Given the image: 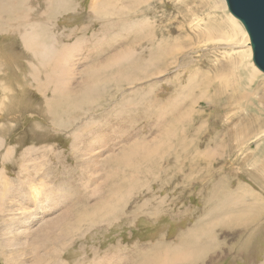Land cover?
I'll list each match as a JSON object with an SVG mask.
<instances>
[{
  "label": "rangeland",
  "instance_id": "374dc122",
  "mask_svg": "<svg viewBox=\"0 0 264 264\" xmlns=\"http://www.w3.org/2000/svg\"><path fill=\"white\" fill-rule=\"evenodd\" d=\"M62 1L19 0L15 12L0 9V264L33 263L36 253L43 255L41 264H264L263 206L251 230L242 224L222 235L215 226L220 178L225 195L244 183L245 201H224L244 215L236 216L241 222L256 207L251 195L264 201V140L243 139L242 147L218 152L232 125L225 120L229 97L220 92L210 103L199 99L217 75L243 89L239 71L231 75L225 66L238 62L222 54L231 45L207 42L208 34L222 39L230 33L225 1ZM31 22L50 37L56 56L70 46L68 90L55 89L61 77L52 78L51 68L23 43ZM259 73L251 92L264 85ZM241 105L259 114L253 104ZM196 134L186 155L176 144ZM33 190L69 197L49 213H36L51 219L71 207L73 230L64 233V223L57 246L21 247L32 237L9 230L26 217L13 206ZM42 204L27 207L35 212ZM7 238L19 242L5 247ZM151 250L158 257L148 263L143 257Z\"/></svg>",
  "mask_w": 264,
  "mask_h": 264
},
{
  "label": "bare ground",
  "instance_id": "6f19581e",
  "mask_svg": "<svg viewBox=\"0 0 264 264\" xmlns=\"http://www.w3.org/2000/svg\"><path fill=\"white\" fill-rule=\"evenodd\" d=\"M12 2V5L11 7H5V4L3 3H10ZM67 2V1H66ZM65 2V4H66ZM223 0H219V3L223 6ZM0 9H1V12H4L6 10V8H11L12 7H17L19 6V0H0ZM61 3H63V1L61 0ZM64 4V3H63ZM8 6V5H7ZM30 8V7H29ZM13 10V9H12ZM11 10V12H12ZM16 9H14L13 11L15 12ZM31 10V8H30ZM8 11V10H7ZM10 12V13H11ZM8 13V12H7ZM230 14V13H229ZM226 13L227 15V18H226V21L228 23L227 27L230 31L229 35L226 37L224 34V38H225V41L222 37V39H218V38H215L213 35H210L208 34L207 35V42L208 43H211L213 45H220V43H223L225 42V45H231V47L227 50H224L223 51V56H227V58L235 55L238 59V62H229V63H226L225 66H230L232 67L233 71L230 73L232 75V73L234 72V70H236L237 72L239 71V76H240V80L243 82V89H241V85H240V89H238V85L239 83L238 82H233L230 81L228 78H223L219 75V77H213V79H210L209 82H207V85L204 87L205 88V91L202 92V94L200 95L199 99H201L202 101H209V103L211 101H214L215 98H219L221 97V94L220 92H223V96H225L224 94H226L229 98H228V101L227 103L225 104V108L229 109L230 111L226 114H225V120L228 123H232V125L230 127H227V131H226V128H224V131H226V133L224 134V138L222 139V142L223 143V140L225 139L226 140V143L225 145L221 144L222 147H220L219 145V148L218 149V152H220V150H226L228 148H235L233 147V145H236L237 148H240L242 147L243 145H245V142L243 141V139H252V142L254 141V143H256L255 141L256 140H261L263 141L264 139V118L262 115L263 114V111L264 110H261L260 107H264V85H259L256 89H254L252 92H251V89H252V84L254 83L255 79L257 77L260 76V71L255 67V65L253 64L252 65V51H251V47H250V42H249V38H248V35L244 29V27L242 26V24L236 19L234 18L231 14L229 15ZM2 15V13H1ZM20 15V14H18ZM3 17V16H2ZM30 17V16H29ZM8 18V17H7ZM196 18V17H195ZM12 20V19H11ZM10 20V22H11ZM29 20V19H28ZM196 20V19H195ZM3 22V20H2ZM195 21H193L194 23ZM191 23V22H190ZM192 23V26L195 25ZM196 25L194 26L195 28L199 26V23L198 22H195ZM201 23V22H200ZM29 24V30L31 31L30 33V36L28 35H24V37L22 38L23 40V43L25 44V46H29V48L32 50L33 54H34V57H39V61L41 63V65L43 66H47L49 68H51V72H50V76L52 78H55L57 77V74L59 76V78L61 77V80L56 78V79H53V80H48L50 81V83L54 82V80H56V86H55V89L57 88L59 90L60 87H63L65 86L66 90H68V87H69V74H71V58H72V53L70 52V46L65 48L63 50V52L60 51V55L59 56H56L54 53H57L59 54L52 46H50V37L49 38H46L45 35H44V32L41 31V32H38L39 29H40V25L39 24H36V22L34 23H27ZM214 25V24H213ZM217 25V24H215ZM11 26V25H10ZM22 27V26H21ZM28 27V26H27ZM17 28V27H16ZM19 28V27H18ZM200 28V27H199ZM213 29V28H212ZM217 29V28H216ZM218 30V29H217ZM221 32V30H220ZM14 34V33H13ZM19 34V33H18ZM220 36V35H219ZM22 37V36H21ZM53 43V42H52ZM73 48V47H72ZM71 48V49H72ZM239 49V50H237ZM58 50V49H57ZM57 57V58H56ZM250 57H251V62H250ZM223 58V57H222ZM226 58V57H224ZM56 59V63L52 62V60H55ZM244 61H246V64L244 63ZM61 65H62V70H61ZM234 65H236V67H234ZM98 67V66H97ZM73 68V67H72ZM103 68V67H102ZM101 68V69H102ZM100 69V68H99ZM95 70V69H94ZM236 73V72H235ZM46 74V73H44ZM94 75V74H93ZM235 76V74H233ZM214 76V75H213ZM229 77V75H228ZM236 77V76H235ZM261 77V76H260ZM51 78V79H52ZM65 78H67V83H64V80ZM237 78V77H236ZM239 78V77H238ZM47 79V78H46ZM264 80V79H263ZM237 81V80H235ZM43 83V82H42ZM48 84V83H47ZM80 85V84H79ZM71 89V88H69ZM244 89H247L246 91ZM245 92H244V91ZM60 91V90H59ZM243 91V93H242ZM222 96V97H223ZM257 97V98H254V97ZM226 97V96H225ZM233 99H236V101L233 102ZM244 101L245 104H253L252 107H254V109L258 112L259 111V114L257 113H245V110L243 107H241V102ZM60 103V102H59ZM199 104L197 101H196V105ZM208 104V103H207ZM194 105V104H193ZM236 108L238 109H241V112L239 113H235V110ZM222 109V108H220ZM231 119L234 121L236 119L235 122H231ZM189 120V119H188ZM185 122V121H184ZM257 130H255V129ZM263 128V130H262ZM243 131V132H242ZM181 134V133H180ZM199 134V133H198ZM198 134H196L194 137H196L195 139L191 140L189 143H186L185 144V135H184V142H183V138H182V135H181V140L180 142H178L176 145L179 144V147L181 149V151L183 153H185L186 155L188 153L191 152V148H192V144H194L193 141H195L197 138H198ZM193 138V137H192ZM191 138V139H192ZM200 139V138H199ZM221 139V138H220ZM241 139V140H240ZM189 141V140H188ZM259 141V142H261ZM102 142V141H101ZM199 142V141H198ZM218 142V141H217ZM258 142V141H257ZM102 144V143H101ZM216 144V143H215ZM263 145V144H262ZM217 147V145H215ZM259 146V145H258ZM199 148V146H197ZM260 147V146H259ZM236 148V149H237ZM196 149V148H195ZM217 150V149H216ZM258 148L255 150L257 151ZM215 151V150H214ZM237 151H240V152H243L244 150L242 149H237ZM224 152V151H223ZM197 153V152H196ZM215 153V152H214ZM181 154V152H180ZM240 154V153H239ZM253 154V153H252ZM224 155V154H223ZM218 156V155H217ZM223 157V156H222ZM243 165V164H242ZM241 165V167H242ZM240 170V169H238ZM192 171V170H191ZM264 172V171H263ZM261 174V173H260ZM44 175V174H43ZM263 175V174H262ZM44 177V176H43ZM250 177V176H249ZM261 177V176H260ZM5 179V178H4ZM254 179L256 180V178L254 177ZM251 180V179H250ZM254 180V182L256 183V181ZM252 181V180H251ZM3 182V181H2ZM253 182V181H252ZM1 184V183H0ZM4 184V183H3ZM231 184V183H229ZM228 184V185H229ZM7 185V184H6ZM250 185V184H249ZM257 185H259L257 183ZM261 187V186H260ZM230 188V186H229ZM228 188V189H229ZM244 188V187H242ZM246 188V187H245ZM217 192L222 196V202H218V206H217V211H216V225L217 226L216 228L218 229L217 231H219L222 235L223 233H225L226 231H232L235 228H238L240 227L242 224H243V227L241 229L245 230L249 228V226L251 225H255L257 220H258V213L260 212H263V208L259 211H257L256 207L255 206H250V214L247 218H245V220L243 222H241V218L240 216L243 215L239 212H237V208L236 210L233 209L232 206H227L226 202H224L225 200L227 201V197L230 196V195H225V183H224V180H223V177L219 179V182L217 184ZM249 189V188H248ZM261 189V188H260ZM134 190V188L132 186H130L129 188H127L125 191L127 193H131L132 191ZM249 191V190H248ZM257 191V190H256ZM56 192V191H55ZM58 192V191H57ZM262 192V191H261ZM66 193V192H65ZM260 193V192H259ZM77 194V193H76ZM251 194V193H250ZM24 195V194H23ZM70 195V194H69ZM74 195V194H73ZM67 197V195H60V196H53V198L50 197V194H42L41 192H36L35 190L31 191L30 193H28V195H25V196H21L20 198V201H19V204L15 203V205L13 206V210L15 208V210H20L23 211L24 215L26 214V217H22V218H17V220L14 222L15 226L11 227V230L12 232H17V233H20L22 235L25 234V236L29 235L32 237L31 240L29 241H22L23 244L21 245V247H25V246H34L36 249H38L39 247H44L48 244H51L53 246H57L58 244L61 243L62 241V235L63 233L60 235V230H61V227H64V223H67L69 224V227L67 229L64 230V233L68 231L71 232L72 229V221H73V218L76 219V217H74L72 215V211H71V207L67 208L65 211H61L59 213H57L55 216L51 217L50 218H47L45 219L44 216H40V215H37L36 213H40V212H44L46 209L50 208L49 211H47L46 213H49L50 211H52L51 207L52 206H59V205H63L64 202H65V199L64 197ZM71 196V195H70ZM241 196L242 198H244L245 196H247L246 194H243V190L241 189L240 190V193H238V195L236 196V193L233 194V196H230V197H239ZM253 197H255L256 199H259L255 193L253 195H251ZM10 197V196H9ZM73 197V196H72ZM79 197V196H78ZM228 197V198H230ZM69 198V197H67ZM14 199V198H13ZM80 199V198H79ZM79 199H76V200H79ZM82 199V198H81ZM80 199V200H81ZM247 199V197H246ZM248 199H251V198H248ZM254 199V200H256ZM71 200V199H70ZM73 200V199H72ZM110 200V199H109ZM36 202H41V203H44L42 205H40V207H42L40 210H36L35 212L28 208L27 205H30V204H35ZM80 202V201H79ZM77 201V203H79ZM103 202V201H102ZM100 202V203H102ZM106 202V201H104ZM74 203V202H73ZM82 204H84L83 202H81ZM255 203H260L261 202H255ZM254 203V204H255ZM45 204H47V206H45ZM50 205V207H48V205ZM66 204V203H65ZM75 204V203H74ZM80 204V203H79ZM21 205H23V208H19ZM78 205V204H77ZM105 205V204H104ZM107 205V204H106ZM249 205V203L247 204ZM79 206V205H78ZM83 206V205H82ZM97 206V205H96ZM95 206V207H96ZM257 206V205H256ZM12 207V206H11ZM10 207V208H11ZM80 207V206H79ZM102 207V206H101ZM104 207V206H103ZM77 208V207H76ZM74 208V209H76ZM83 208V207H82ZM81 208V209H82ZM80 209V208H79ZM88 209V208H87ZM260 209V207H259ZM11 211V210H10ZM14 212V211H13ZM19 212V211H18ZM11 213V212H10ZM16 213V212H15ZM14 213V215H16ZM85 213V212H84ZM87 213V212H86ZM85 213V214H86ZM238 213V214H237ZM19 214V213H18ZM238 216L239 218H237L236 216ZM261 214V213H260ZM49 215V214H47ZM234 215L235 217H233V222L229 221V217ZM264 215V214H263ZM20 216V214L18 215ZM244 216V215H243ZM242 217V216H241ZM31 218H34V219H31ZM257 218V219H256ZM231 220V218H230ZM229 221V222H228ZM241 222V223H238V222ZM247 221V222H246ZM259 222V220H258ZM76 223V222H75ZM233 224H236L235 226ZM238 224V225H237ZM9 225V224H8ZM237 226V227H236ZM256 226V225H255ZM7 227V226H6ZM9 227V226H8ZM7 227V229H8ZM259 227V226H257ZM10 228V227H9ZM229 229V230H223V229ZM251 228V227H250ZM249 228V229H250ZM4 229V228H3ZM240 229V230H241ZM248 229V230H249ZM34 230H38V234H37V237L36 239L34 240V242H31L34 238V236H32V231ZM235 230V229H234ZM239 230V231H240ZM247 230V231H248ZM251 230V229H250ZM252 230H253V227H252ZM255 230H258L255 228ZM239 231L237 233H239ZM236 232V231H235ZM229 234V233H228ZM254 234V233H253ZM235 235V234H234ZM245 235V234H244ZM247 235V233H246ZM226 236V235H225ZM232 236V235H231ZM19 237H21L19 235ZM216 238L218 236H215ZM214 237V239H216ZM236 237V236H235ZM243 237V236H242ZM30 238V237H29ZM27 238V239H29ZM223 238H225L223 236ZM230 238V237H229ZM255 238V236H254ZM4 239V238H3ZM2 239V240H3ZM8 239V238H7ZM12 239V238H11ZM19 239V238H18ZM218 239V238H217ZM243 239V238H242ZM233 240V239H231ZM245 240V239H244ZM243 240V242H244ZM248 240V238H247ZM253 240V239H252ZM226 241V240H225ZM230 241V240H229ZM8 242H19V240H6V241H3V245L5 247L8 246ZM207 242V241H206ZM43 243V244H42ZM203 243V242H202ZM205 243V242H204ZM203 243V244H204ZM46 244V245H44ZM64 244H65V241H64ZM227 244V243H226ZM250 244V242H249ZM43 245V246H42ZM209 245V244H208ZM229 245V244H228ZM245 245V244H244ZM248 245V244H247ZM233 246V245H232ZM33 247V248H34ZM230 247V246H229ZM239 247V246H238ZM246 247V246H244ZM248 247V246H247ZM232 249V247H230ZM240 248V247H239ZM42 249V248H41ZM241 249H243L241 247ZM30 252V251H29ZM28 255V254H27ZM46 257V255H44ZM155 257H158V252L157 251H154V250H151V252L147 253L143 258L144 260L148 263H150L148 260H152L153 261V258ZM43 255H40L38 258H37V253L35 255V261H33V263L31 262H23L21 264H41L43 261ZM153 257V258H151ZM167 257L165 258V260H167ZM157 260V258H156ZM165 263V262H164ZM163 264V263H162Z\"/></svg>",
  "mask_w": 264,
  "mask_h": 264
},
{
  "label": "water",
  "instance_id": "95a60500",
  "mask_svg": "<svg viewBox=\"0 0 264 264\" xmlns=\"http://www.w3.org/2000/svg\"><path fill=\"white\" fill-rule=\"evenodd\" d=\"M228 12L244 27L252 62L264 74V0H224Z\"/></svg>",
  "mask_w": 264,
  "mask_h": 264
},
{
  "label": "crops",
  "instance_id": "0c3cea01",
  "mask_svg": "<svg viewBox=\"0 0 264 264\" xmlns=\"http://www.w3.org/2000/svg\"><path fill=\"white\" fill-rule=\"evenodd\" d=\"M55 50H57V49H55ZM58 51V50H57ZM244 184V183H243ZM242 183L239 185L240 187L238 188V191L237 192H235L236 193V196L238 195V193H240V190L241 189H243L242 187H244V185H243ZM227 195H230V194H227ZM226 195V196H227ZM230 196H233V194L232 195H230ZM230 196H228V197H230ZM259 196V201H258V199H256V202H261V204H259V203H256V205H258L259 207H260V205L261 206H263L264 207V201L262 200V197L260 196V195H258ZM227 197V198H228ZM241 197V196H240ZM242 198V197H241ZM245 198H246V196H245ZM245 198H244V201H245ZM234 199V197L232 198V197H230V198H228V200H233ZM252 201V200H251ZM251 201H249V202H251ZM256 208H257V206H256ZM256 210H259V208H257ZM260 210H261V207H260ZM240 211H242L241 209H240Z\"/></svg>",
  "mask_w": 264,
  "mask_h": 264
}]
</instances>
